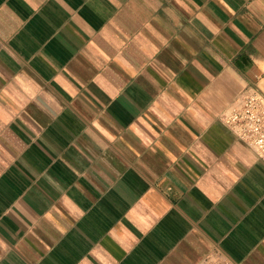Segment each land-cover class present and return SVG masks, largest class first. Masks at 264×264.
<instances>
[{
	"label": "crops",
	"instance_id": "1",
	"mask_svg": "<svg viewBox=\"0 0 264 264\" xmlns=\"http://www.w3.org/2000/svg\"><path fill=\"white\" fill-rule=\"evenodd\" d=\"M263 86L264 0H0V264H264Z\"/></svg>",
	"mask_w": 264,
	"mask_h": 264
},
{
	"label": "built area",
	"instance_id": "2",
	"mask_svg": "<svg viewBox=\"0 0 264 264\" xmlns=\"http://www.w3.org/2000/svg\"><path fill=\"white\" fill-rule=\"evenodd\" d=\"M241 141L264 159V86L238 95L220 116ZM201 264H231L220 256H209Z\"/></svg>",
	"mask_w": 264,
	"mask_h": 264
},
{
	"label": "clouds",
	"instance_id": "3",
	"mask_svg": "<svg viewBox=\"0 0 264 264\" xmlns=\"http://www.w3.org/2000/svg\"><path fill=\"white\" fill-rule=\"evenodd\" d=\"M37 107L39 108L40 111L44 112L47 116L50 117L51 123H49V124H55V123H56V121H57V117L52 116L51 113L46 112L44 109L40 108L39 105H37ZM37 124H38V122H37ZM39 128H45V126H44V125H39ZM78 141H79V139L77 138L75 141H69V143L72 144L74 147H76L78 150H80V149H79V144L77 143ZM58 158H59L61 161H63V155L59 156ZM63 162H64L65 164L67 163L66 161H63ZM69 166H70V165H69ZM75 171H76V170H75ZM45 174L47 175V173H45ZM48 178H49V180H50L51 182L55 183V181H53L52 178H51L50 176H49Z\"/></svg>",
	"mask_w": 264,
	"mask_h": 264
}]
</instances>
